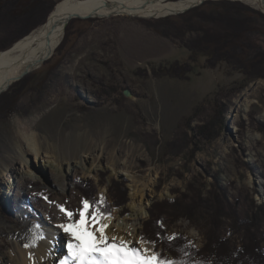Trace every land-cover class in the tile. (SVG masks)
Instances as JSON below:
<instances>
[{"label": "rangeland", "instance_id": "obj_1", "mask_svg": "<svg viewBox=\"0 0 264 264\" xmlns=\"http://www.w3.org/2000/svg\"><path fill=\"white\" fill-rule=\"evenodd\" d=\"M52 1L55 9L62 0ZM222 1L261 12L236 0H207L202 5ZM183 14L72 19L69 38L59 51L0 95V259L8 261L13 255V260L19 247H26L27 240L17 235L28 229L47 235L53 226L78 220L87 198L99 203L103 196L110 208L106 217L123 221L132 213V196L144 188L133 184L129 172L145 182V201L150 202L139 238L146 243H138L140 247L162 253L145 237L155 203L194 198L196 193L204 199L229 200L237 224L224 220L217 233L232 250L238 248L241 222L253 215L254 204H264V79L250 81L226 63L211 64L206 54L190 61L188 49L153 28L161 19ZM36 21L30 18L12 35L0 34V49ZM177 61L192 63L188 80L159 72ZM25 126L39 133L44 156L47 151L66 159L103 154L99 170L90 176L78 173L62 191L52 185L49 162L32 157L34 169L46 175L45 182H36V175L26 174L29 169L23 167L17 147ZM21 149L27 150L28 144L22 142ZM110 160H116L115 170ZM11 175L30 182V195L21 205L9 194ZM116 185L127 191L128 202L111 208V188ZM224 197L221 205H226ZM58 205L74 213L71 221ZM207 218L200 213L193 223L182 219L175 224L166 219L163 226L169 237L179 234L188 246L202 250ZM261 227L264 230V220ZM60 233L66 234L61 228Z\"/></svg>", "mask_w": 264, "mask_h": 264}, {"label": "trees", "instance_id": "obj_2", "mask_svg": "<svg viewBox=\"0 0 264 264\" xmlns=\"http://www.w3.org/2000/svg\"><path fill=\"white\" fill-rule=\"evenodd\" d=\"M53 10L52 0H0V23L3 21L4 27L0 28V34L11 33L30 18H37L32 27L21 30L0 50L9 49L13 43L29 35L35 26L44 25ZM153 28L164 38L178 41L188 49L192 54L190 61H195L200 54H206L211 64L226 63L231 70L242 73L250 81L264 79V14L260 11L238 2H211L181 16L161 19ZM70 31L68 26L65 38L56 51L66 43ZM192 70L191 62L177 61L160 68L159 72L163 76L188 80ZM122 187L116 185L111 188L114 198L111 208L124 207L128 202L127 191ZM221 197L204 199L195 193L194 198L185 196L170 202L155 203L150 211L151 219L145 224V237L162 248L159 258L174 261L175 264H264V230L261 227L264 204H254L253 215L241 222V242L238 248L232 250L228 240L221 238L217 232L224 220L237 224L236 212L225 197L226 205H221L224 202ZM87 200L94 208L98 204L94 198ZM105 206L108 207L106 202L100 204V210L107 216L110 208L104 212ZM200 213L208 215L207 244L202 250L188 246L179 234L168 236V230L163 226L166 219L173 224L182 219L193 223ZM168 256H172V259Z\"/></svg>", "mask_w": 264, "mask_h": 264}, {"label": "bare ground", "instance_id": "obj_3", "mask_svg": "<svg viewBox=\"0 0 264 264\" xmlns=\"http://www.w3.org/2000/svg\"><path fill=\"white\" fill-rule=\"evenodd\" d=\"M205 1L207 0H62L56 5L43 26L33 30L11 48L0 52V95L14 82L18 81L20 77L40 69L54 55L65 38L66 28L72 18H109L113 16L159 18L183 13L188 8ZM239 1L264 11V0ZM25 130L27 131L23 134L22 139L17 140V147L19 148L23 167L29 169L26 170V174L36 175L38 180L32 178L36 182L40 180L45 182L46 175H40L38 170L34 169V159L32 157L36 159V162L38 159L44 160L47 164L49 162L52 172V185L55 189L59 188L62 191L68 188L69 183L78 176V173L90 176L99 170L98 163L102 162L103 154L92 153L89 156L76 158L78 160L66 159L61 154L56 155L49 151L44 156L39 133L27 126H25ZM22 142L28 144L27 150L21 149ZM4 146L8 149L11 148L7 142ZM47 158H53L54 161L50 164L51 161H47ZM109 158L113 157L109 156ZM112 162L113 164L110 165L115 170L114 163L116 160ZM13 170H6V172H12ZM127 176L135 186L142 185L144 188L141 191L137 190L132 196V213L128 217L121 221L113 215L109 216L110 219L105 220L104 223L108 225L105 232L110 242L113 237H116L117 243L124 240L129 241L131 245L137 248H142L138 244L140 229L143 220L149 216L147 208L150 205L149 200L148 202L145 201V188L147 185L142 179L130 172L127 173ZM32 179L30 178V180ZM9 181L11 186L8 191L9 194L13 192L12 197L15 199L13 202L21 205L26 201V196L30 195L26 189L30 182L27 179L23 182L18 175H15V178L11 175ZM116 218L118 223L114 222L117 220ZM49 229L47 235H42L37 230L29 231V229L22 235H17L14 231L17 238L27 240L26 247L20 246L19 253L13 257V260H11L13 255L8 261L0 259V264H61L62 260L69 257L67 245L72 237L67 233L62 235L58 226ZM65 242L67 252L64 249ZM147 249L151 250L150 247H147ZM58 251L62 256H56Z\"/></svg>", "mask_w": 264, "mask_h": 264}, {"label": "snow or ice", "instance_id": "obj_4", "mask_svg": "<svg viewBox=\"0 0 264 264\" xmlns=\"http://www.w3.org/2000/svg\"><path fill=\"white\" fill-rule=\"evenodd\" d=\"M103 203L104 197L101 196L100 202L89 211L93 205L84 199L82 210L78 213L79 219L59 225L72 237L67 245L69 257L62 260L61 264H175L174 261L160 259L157 253H150L147 248H137L129 241L117 243L116 237H113L110 242L105 232L108 225L104 223L110 217L100 210V204ZM57 207L72 220L73 212L66 211L60 205ZM138 243L143 245L146 242L141 238Z\"/></svg>", "mask_w": 264, "mask_h": 264}, {"label": "water", "instance_id": "obj_5", "mask_svg": "<svg viewBox=\"0 0 264 264\" xmlns=\"http://www.w3.org/2000/svg\"><path fill=\"white\" fill-rule=\"evenodd\" d=\"M178 1H183V0H178ZM235 1V0H234ZM236 1H239V0H236ZM242 2V1H241ZM203 3H201V4H199V5H194L193 7H190V8H188L187 10H185L183 13H186L187 11H189V10H191V9H194V8H196V7H198V6H200V5H202ZM261 12L262 13H264V11H262L261 10ZM182 14V13H181ZM77 18V17H76ZM72 19H75V18H72ZM80 19H82V18H80ZM30 74V73H29ZM28 75V74H27ZM26 76V75H25ZM24 76H22V77H20L19 79H21V78H23ZM18 79V80H19Z\"/></svg>", "mask_w": 264, "mask_h": 264}]
</instances>
